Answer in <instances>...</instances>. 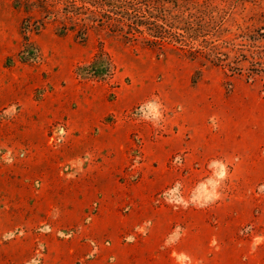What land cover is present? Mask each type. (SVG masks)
I'll use <instances>...</instances> for the list:
<instances>
[{"label":"rangeland","instance_id":"374dc122","mask_svg":"<svg viewBox=\"0 0 264 264\" xmlns=\"http://www.w3.org/2000/svg\"><path fill=\"white\" fill-rule=\"evenodd\" d=\"M0 264H264V0H0Z\"/></svg>","mask_w":264,"mask_h":264}]
</instances>
